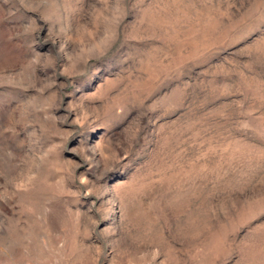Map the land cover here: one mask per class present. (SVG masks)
<instances>
[{
  "label": "rangeland",
  "instance_id": "rangeland-1",
  "mask_svg": "<svg viewBox=\"0 0 264 264\" xmlns=\"http://www.w3.org/2000/svg\"><path fill=\"white\" fill-rule=\"evenodd\" d=\"M0 264H264V0H0Z\"/></svg>",
  "mask_w": 264,
  "mask_h": 264
}]
</instances>
